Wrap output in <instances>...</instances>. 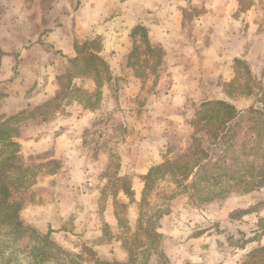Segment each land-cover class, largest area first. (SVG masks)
<instances>
[{
    "label": "rangeland",
    "instance_id": "1",
    "mask_svg": "<svg viewBox=\"0 0 264 264\" xmlns=\"http://www.w3.org/2000/svg\"><path fill=\"white\" fill-rule=\"evenodd\" d=\"M123 1L0 0V124L29 170L17 180L10 167L0 193V264H264V187L220 193L165 174L143 192L150 168L184 149L201 103L264 106V0H237L223 31L199 3L180 30V18L151 19L163 25L153 46L116 18ZM231 78L248 95L228 98Z\"/></svg>",
    "mask_w": 264,
    "mask_h": 264
},
{
    "label": "trees",
    "instance_id": "2",
    "mask_svg": "<svg viewBox=\"0 0 264 264\" xmlns=\"http://www.w3.org/2000/svg\"><path fill=\"white\" fill-rule=\"evenodd\" d=\"M76 53L78 56L71 61L78 60L79 51ZM93 57L109 68L106 60ZM242 91L235 78L225 85L228 98L248 95V91ZM193 114L188 122L190 129L185 136L184 149L173 160L150 168L144 177L143 192L150 190L158 175L165 174L176 177L178 181L193 177L212 182L211 186L219 184L220 193L234 188L247 192L264 187V106L238 110L224 100H208L201 103ZM10 132L4 123L0 124V193L6 196L13 187L14 172L9 168L16 166L17 180L26 178L29 172L19 164L18 144ZM6 148L12 149L7 155Z\"/></svg>",
    "mask_w": 264,
    "mask_h": 264
},
{
    "label": "crops",
    "instance_id": "3",
    "mask_svg": "<svg viewBox=\"0 0 264 264\" xmlns=\"http://www.w3.org/2000/svg\"><path fill=\"white\" fill-rule=\"evenodd\" d=\"M134 1V0H133ZM136 1V0H135ZM138 1V6L137 9L134 11H131V3L128 1H123L119 3V11L117 12L118 15L116 18L120 20V22H124L123 25L125 28L133 29L134 27H145L147 29V32L149 34L148 41L151 46L153 45H159L160 40L155 41L154 39H157L154 35L156 32L157 28H163V25L160 22H154L150 23L151 19L153 21H156L157 18H160L162 16H169L170 18H180V21L178 24H176L174 27L177 29L175 30H180L181 27H183V21L181 20L185 15H186V9L191 6V4H202L204 5L205 10V15L204 17H208L209 19H212L214 17H221L222 20H227L225 23H220L218 24V20L215 25H219V28L221 31H223V27H232L236 26L237 23L235 22V18H239V15L237 14V0H215V5L213 6L214 1L207 0V3H204L203 0H137ZM205 1V0H204ZM230 6V8H229ZM234 7V8H233ZM247 13H251V10L248 11ZM114 19V18H113ZM112 19V21H113ZM230 22L228 23V21ZM211 24V22H210ZM249 25V23H247ZM174 30V31H175ZM128 31H126L128 33ZM113 31L108 30L107 36L112 35ZM168 33H172L171 29H168ZM53 35V34H52ZM55 38V37H54ZM50 43L54 46H56L59 50L63 49L62 54L65 55L67 58H71L77 55V51L75 52L74 50V45L70 44L66 39L63 40H51ZM220 48H227L224 47V42L221 40L219 42ZM164 44L163 46H165ZM175 45V44H173ZM177 46L175 47L178 48L180 47L179 45L181 44H176ZM118 47L117 45H112L110 47H106L107 50L109 49H116ZM233 50H236L237 47H232ZM120 54L126 52L129 53V48L124 46L123 44H120V46L117 48ZM164 49H169L171 51V46L167 44V46ZM198 49V48H197ZM237 51V50H236ZM199 53L201 52V49L199 48ZM183 56L185 55V52L182 53ZM224 56V55H223ZM234 59V60H233ZM228 62V66L233 64L235 60L238 59V55H235L234 58ZM220 63V61H219ZM229 68V67H228ZM228 79V77H222V80ZM232 79V78H231ZM230 81V80H229Z\"/></svg>",
    "mask_w": 264,
    "mask_h": 264
}]
</instances>
